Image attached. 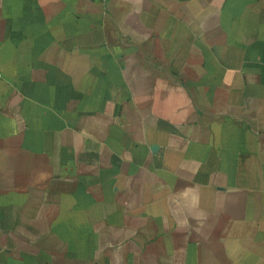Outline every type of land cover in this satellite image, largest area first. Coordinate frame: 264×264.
Instances as JSON below:
<instances>
[{"label": "crops", "instance_id": "0c3cea01", "mask_svg": "<svg viewBox=\"0 0 264 264\" xmlns=\"http://www.w3.org/2000/svg\"><path fill=\"white\" fill-rule=\"evenodd\" d=\"M0 264H264V0H0Z\"/></svg>", "mask_w": 264, "mask_h": 264}, {"label": "built area", "instance_id": "2783aa9c", "mask_svg": "<svg viewBox=\"0 0 264 264\" xmlns=\"http://www.w3.org/2000/svg\"><path fill=\"white\" fill-rule=\"evenodd\" d=\"M0 78L2 79V74H1V72H0Z\"/></svg>", "mask_w": 264, "mask_h": 264}]
</instances>
